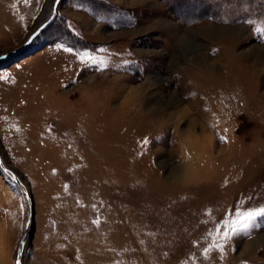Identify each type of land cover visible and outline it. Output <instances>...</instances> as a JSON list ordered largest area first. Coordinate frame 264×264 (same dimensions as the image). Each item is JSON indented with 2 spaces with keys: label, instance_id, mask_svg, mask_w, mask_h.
I'll list each match as a JSON object with an SVG mask.
<instances>
[{
  "label": "rangeland",
  "instance_id": "374dc122",
  "mask_svg": "<svg viewBox=\"0 0 264 264\" xmlns=\"http://www.w3.org/2000/svg\"><path fill=\"white\" fill-rule=\"evenodd\" d=\"M55 1L0 0L21 264H264V218L223 234L264 208V0H60L37 33ZM28 214L0 168V264Z\"/></svg>",
  "mask_w": 264,
  "mask_h": 264
},
{
  "label": "water",
  "instance_id": "95a60500",
  "mask_svg": "<svg viewBox=\"0 0 264 264\" xmlns=\"http://www.w3.org/2000/svg\"><path fill=\"white\" fill-rule=\"evenodd\" d=\"M59 1L60 0H56L55 3H54V6H53V15H52V18L46 22L39 30L37 33L41 32L42 30H44L48 25H50V23L52 22L53 18L56 16L57 12H56V9H57V6L59 4ZM23 51V48L13 52V53H10L9 55H5V56H2L0 57V62H4L8 59H10L11 57L13 56H17L19 55L21 52ZM12 62V61H11ZM10 62V63H11ZM0 168L3 172H5L6 174H8L9 178L13 181V183L21 190L23 196L26 198L27 202H28V205H29V214H28V219H27V224H26V229H25V237L21 240L20 244H19V248L17 250V255H16V263L15 264H21V258H22V255H23V249H24V245H25V238H26V235L29 231V228L31 226V223L33 222V218H34V212H33V204H32V201L29 197V194L28 192L26 191V188L25 186L23 185L22 181L15 175L13 174L12 172H10L9 170H7L3 163L1 162L0 160Z\"/></svg>",
  "mask_w": 264,
  "mask_h": 264
},
{
  "label": "snow or ice",
  "instance_id": "6c2138e0",
  "mask_svg": "<svg viewBox=\"0 0 264 264\" xmlns=\"http://www.w3.org/2000/svg\"><path fill=\"white\" fill-rule=\"evenodd\" d=\"M258 218H264V208L236 212L234 218L226 225L228 231L223 233L224 237L227 239L248 230Z\"/></svg>",
  "mask_w": 264,
  "mask_h": 264
},
{
  "label": "trees",
  "instance_id": "16d2710c",
  "mask_svg": "<svg viewBox=\"0 0 264 264\" xmlns=\"http://www.w3.org/2000/svg\"><path fill=\"white\" fill-rule=\"evenodd\" d=\"M246 16V14H244V17Z\"/></svg>",
  "mask_w": 264,
  "mask_h": 264
}]
</instances>
